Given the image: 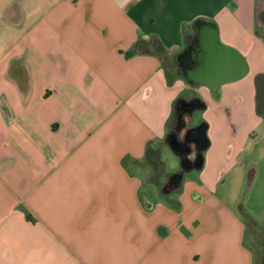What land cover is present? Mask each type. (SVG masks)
Returning <instances> with one entry per match:
<instances>
[{"label": "crops", "instance_id": "1", "mask_svg": "<svg viewBox=\"0 0 264 264\" xmlns=\"http://www.w3.org/2000/svg\"><path fill=\"white\" fill-rule=\"evenodd\" d=\"M263 12L264 0H0V264H256L218 184L264 159ZM198 19L246 57L245 77L170 81L165 62ZM184 92L206 104L210 145L175 208L145 189L144 163Z\"/></svg>", "mask_w": 264, "mask_h": 264}, {"label": "water", "instance_id": "2", "mask_svg": "<svg viewBox=\"0 0 264 264\" xmlns=\"http://www.w3.org/2000/svg\"><path fill=\"white\" fill-rule=\"evenodd\" d=\"M195 24L200 28V36L196 39L197 45H192L195 52L191 51L185 56L186 60H191L190 67L184 74V77L190 84L204 85L210 89H215L223 84L237 81L249 73V64L246 57L237 48L221 41L216 22H205L198 19ZM263 79L264 75H260L257 78L259 108H262V104L264 108V96H261L263 94ZM191 101L192 104L195 102V100ZM205 107L206 104L204 103L201 106L194 105L180 133L178 135L173 133L167 136L171 149L181 160V168L177 172L167 175L166 180L160 187V193L163 196H169L180 188L185 173L198 172L204 167L205 151L210 145L208 123L201 121L199 124L191 127L188 123L193 117L195 110ZM183 133L188 136V141L179 144L177 136L180 138ZM189 142L200 144V155L198 157L187 155L186 158H183L178 153L179 147L186 149Z\"/></svg>", "mask_w": 264, "mask_h": 264}, {"label": "rangeland", "instance_id": "3", "mask_svg": "<svg viewBox=\"0 0 264 264\" xmlns=\"http://www.w3.org/2000/svg\"><path fill=\"white\" fill-rule=\"evenodd\" d=\"M259 22L261 21V15H258ZM166 69L173 75L182 74L180 70L176 68V59L174 55L168 58L165 62ZM201 110H195L193 117L189 120L188 125L195 126L201 122L200 119ZM174 116L172 122L169 125V130L173 125ZM162 149L160 156L161 163L158 161L157 176L154 168L147 162L144 165L149 168L146 175L145 189L151 187L154 188L157 195H161L162 199L168 198L169 200L179 199V192H173L168 197H163L160 193V187L164 183L167 175L177 172L181 168V160L176 153L171 149L169 143H164L159 146ZM245 156H241V159ZM247 157V156H246ZM259 158V156H258ZM246 159V158H245ZM247 160V159H246ZM244 160L241 163L235 164L234 167L227 173V176H223L220 179L218 188H220V195L224 196L230 204L235 208L243 218L246 224V245L254 252L256 264H262L264 262V159H259L254 164H248ZM201 172H192L184 174V181L187 182L190 179L199 182ZM184 184V182H183ZM147 195V193H145ZM148 208V203L145 204Z\"/></svg>", "mask_w": 264, "mask_h": 264}, {"label": "flooded vegetation", "instance_id": "4", "mask_svg": "<svg viewBox=\"0 0 264 264\" xmlns=\"http://www.w3.org/2000/svg\"><path fill=\"white\" fill-rule=\"evenodd\" d=\"M261 18L264 19V12L262 13ZM199 36H200V28L198 26H195L193 28V31L191 32L190 44L182 53H179V55L176 57V68L177 70H180L181 73L185 74V71L190 67L191 60L190 59L186 60L185 56L191 51L195 52V50L193 49L194 47H192V45H197L196 39H198ZM191 100H195V102L192 104ZM194 105L201 106L202 102L198 100L197 98L187 96L185 92L181 94V96L178 99V103L176 104V107L173 112L174 122H173V125L171 126V131L169 134L174 133L178 135L180 133V130H182L185 120L189 118L190 110L192 109ZM181 136L182 137L180 138H178L177 136V140L179 139L178 140L179 144H182L183 142L188 141V136H186L185 133H183ZM199 146L200 144L198 143L189 142L188 146H186L187 147L186 149L179 147L180 150L178 153L182 155L183 158H186L187 155H189L190 157H198L200 155Z\"/></svg>", "mask_w": 264, "mask_h": 264}, {"label": "trees", "instance_id": "5", "mask_svg": "<svg viewBox=\"0 0 264 264\" xmlns=\"http://www.w3.org/2000/svg\"><path fill=\"white\" fill-rule=\"evenodd\" d=\"M185 42H186V47H185L180 53H182V52L188 47V45H189L190 42H191V33H190V32H186V33H185ZM154 44H155V46H156V48H157L158 50H162V49H163V46H162V45L159 46L157 41H155ZM145 51H147V50H145ZM178 55H179V53H177L176 55H174L175 59H176V57H177ZM168 76H169L170 81H171L173 78H175V77L178 76V75H173L170 71H168ZM179 76H184V73L179 74ZM178 99H179V97H178V98L176 99V101H175L174 109H175V107H176V104L178 103ZM173 116H174V115L172 114V117H173ZM172 117H171L170 120L168 121V130H169V125H170L171 122H172ZM202 122H205V121H202ZM170 131H171V128H170V130H169V132H168V135H169ZM158 161L161 163V160H160V149L156 148L154 145H152V144L150 143V144L147 146V149H146L145 162H147L148 164H150V165L154 168V170H155V172H156V174L154 175L155 177H156L157 174L159 173V172H157V169H159L158 164H157ZM178 190H179V191L181 190V186H180V188H179ZM175 192H176V191H175ZM163 197H168V196H163ZM166 199H168V198H166ZM170 203H171V205H172L173 207H175V208H179V207H180V201H179L178 199H177V200H173V199H171V200H170ZM27 217H28V218H31V216H30L29 213H27ZM246 231H247V229H246ZM262 264H264V262H263Z\"/></svg>", "mask_w": 264, "mask_h": 264}]
</instances>
